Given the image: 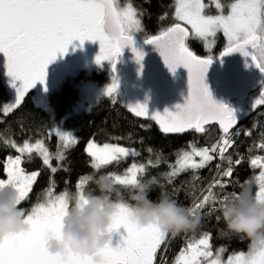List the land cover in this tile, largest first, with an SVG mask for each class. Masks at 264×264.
<instances>
[{
    "label": "snow or ice",
    "instance_id": "1",
    "mask_svg": "<svg viewBox=\"0 0 264 264\" xmlns=\"http://www.w3.org/2000/svg\"><path fill=\"white\" fill-rule=\"evenodd\" d=\"M144 2L150 3V0ZM172 6L175 22L162 27L158 34L145 35V42L155 45L173 74L181 65L188 70L189 92L185 102L176 105L175 111L165 109L163 113L149 112L148 105L139 102L129 104L127 109L136 117L155 121L165 134L189 131L205 134L207 125L217 123L221 135L211 145L202 147L197 146L196 141L188 142L190 150L180 151L174 164L164 161L160 153H155L153 159L154 150L147 146L145 151L149 156L145 162H133L122 174L112 171L106 175L115 182L112 196L116 199V192H121L117 186L130 189L143 180L141 177L147 176L151 168L167 163L166 172L151 176L157 179V187L161 189L159 199L172 198L184 190L190 201L185 207L191 214L199 212L206 220L214 219L219 224L223 221L221 205L236 196V192H227L226 188L235 183L232 178L237 166L247 162L251 168L261 169L255 176L258 191L254 197L264 201V156L247 158L239 152V137H251L253 129L238 126L236 111L213 98L205 81L215 56L198 55L188 41L190 37L203 41L205 50L211 53L215 41L210 38L222 33L226 46L219 54L221 57L239 52L245 58H250L264 73V0H230L226 4L215 0L218 12L214 15L206 14L208 5L205 0H174ZM145 15L150 14L142 6L135 7L131 2L121 6V0H0V53L7 58L8 74L22 81L15 102L0 106V117L6 118L18 109L38 81L44 83L46 88L48 65L58 54L66 53L75 40H79L81 46L86 40H98L100 52L96 62L102 64L105 60L111 61L113 72L125 47L131 46L137 61L142 62L145 53L135 47L134 34L144 32L142 19ZM167 15L165 12L159 19L162 21ZM119 86V79L114 75L104 91L113 105L117 104ZM259 106H264V89L254 100L251 114ZM259 115L264 116V113ZM0 122L3 120L0 119ZM20 127L23 129V125ZM140 128L145 130L150 125H140ZM261 135L264 136V131ZM47 136L49 139L55 136L61 142L55 152L46 146L44 138L32 142L28 137L18 143L14 136L0 135V150L12 149L17 153L6 156L0 169V174H6V178H0V188L13 186L19 193L17 202L20 207L31 198L42 168L49 170L47 186L36 194L42 198L37 199L30 208L21 207L30 229L12 232L0 239V264H169L167 252L181 232H165L155 223L137 224L132 219L130 204L125 203L118 205L119 210L110 226V231L114 233H118L121 226L126 230L127 234L121 236L120 242L114 245L112 241L94 254H81L69 249L63 254L54 255L47 250L48 234L60 238L62 218L74 202L67 187L69 179H65V189L56 193L55 174L61 170L70 174L71 164L65 163L68 152L80 142L74 132L65 131L58 124L48 128ZM110 139L131 141L133 134ZM139 142L143 143L144 138L140 137ZM255 147L264 150V142L255 144ZM229 150H233L232 154H229ZM252 150V146H249L247 152L251 153ZM84 151L90 158V167L95 170L93 174L81 175L75 185V195L84 203H87L86 196L93 192L91 189L86 191V188L90 184L96 185L97 174L102 169L141 154L137 149L120 143H98L94 136L87 141ZM34 158L41 159V169L28 171L22 166L31 163ZM54 159L57 161L55 166ZM214 160L219 163L207 184L201 186L199 182L203 178L198 173ZM186 171H191L192 176L188 181H182L181 185H176L175 180ZM250 185L251 180H246L239 186L244 189L250 188ZM169 186L172 188L171 194L167 191ZM189 188L190 191L187 190ZM215 189L220 191L217 193ZM184 232L187 236V231ZM232 235L227 228L217 229V238L230 239ZM192 236L185 240L172 264H264V249L234 250L225 259L223 254L228 252L229 245L214 248L211 231H202L198 237L193 232ZM237 238L241 241L245 239L241 235Z\"/></svg>",
    "mask_w": 264,
    "mask_h": 264
},
{
    "label": "trees",
    "instance_id": "2",
    "mask_svg": "<svg viewBox=\"0 0 264 264\" xmlns=\"http://www.w3.org/2000/svg\"><path fill=\"white\" fill-rule=\"evenodd\" d=\"M128 1L133 3L135 7L142 6L150 14L145 15L142 19L145 30L142 32L144 36L140 39L145 38V35L158 34L162 27L170 26L175 22L173 6L170 7V5H173L174 0H150V3H145L144 0ZM213 10L215 9L213 8ZM165 12L168 14L167 18L161 21L159 18ZM223 39L224 37L221 33L216 37L217 43L214 49V54L218 55L216 58H218L220 52L223 51ZM188 43L197 54L203 56L206 55L204 44L201 40L190 37ZM87 80L106 83L109 80V72L103 67H95L94 65H91L88 68L75 73L65 79L61 85L50 94L46 107L38 105L33 90H30L18 109L14 110L13 113L9 114L6 118L0 117V119L3 120V122H0V135L14 136V139L18 143L23 142V140L28 137L34 141L39 138H44L46 146L52 152L57 150V146L61 142L55 136H52L50 139L48 138V128L52 127L54 124H58L63 125L67 129L75 130V135L79 137L80 142L68 152V161L65 163L67 164L70 162L71 164L70 174L62 170L55 174L57 194L65 189L66 178L70 180V183L67 185L70 193L75 195V185L78 178L83 174H93L94 170L89 164L90 158L84 151L87 140L93 138V136L99 142L120 143L122 145L133 147L141 153L139 157L128 158L117 165L115 167L117 171L115 170V172H118L124 170L132 162H145L149 156V153L145 151L147 146H151L154 150L153 159L155 153H160L164 161L174 164L179 152L188 146V142L195 141L194 137L197 138V146L202 147L205 145H211L221 135V130L217 125L206 127L207 131L205 134H197L191 131L190 133L182 135H165L161 132L159 127L151 121L139 120L129 114L124 105L118 99L117 104L113 105L111 98L107 96L100 98L99 101L87 112L73 114L61 123L64 116L73 108V105L83 88V84ZM9 96V90L6 88L2 77H0V106H3V104L9 99ZM260 113H264V110L261 108L255 113H249L244 119H239L240 122L238 126L253 129L251 137H245L243 135L239 137L238 150L240 153L248 154L247 158H250L251 155L263 154L264 152V150L255 147V144L264 142V136L261 135L262 131H264V116H260ZM254 123L256 124L255 128H253ZM20 125H23V129ZM140 125H150V128L142 130ZM129 133L133 134V140L131 141L128 139H110V137H127ZM140 137L144 138L143 143L139 142ZM249 146H252L253 148L251 153L247 152ZM232 151L233 150H229V154H232ZM9 154L13 156L17 155L15 150L12 149L0 150V169L3 168L6 156ZM167 163H162L159 167L151 168L147 176H142L141 179H147L153 175L166 172L168 170ZM56 164L57 161L54 159L53 165L55 166ZM22 166L28 171L41 169V159L34 158L31 163H25ZM223 166L225 168L227 167L226 164ZM215 168L216 165L211 163L208 167L199 171V176L203 178L199 182L201 186L207 184ZM105 170L106 169L101 170L97 175L103 174ZM255 172H257V169L251 168L247 162L237 166L232 178L235 183L227 187L226 191L237 193L241 190V187L239 186L240 184H243L246 180H251L250 189L254 195L255 192L258 191V184L254 177ZM191 176L192 172L186 171L175 180V184L181 185L182 181H188ZM0 178H6V174H0ZM48 181L49 170L47 168H42V174L38 177L37 182L34 185V190L31 193L33 195L28 201L24 202L21 207L30 208L37 199H41L42 196L37 197L36 194L40 193L41 190L47 186ZM161 182L163 183V180H161ZM86 189H91L93 192L98 193L95 184H90ZM187 190L190 191V188ZM160 191L161 189L159 187H154L149 193L150 198L152 200H159ZM167 191L171 194V186L168 187ZM214 191L218 193L220 189H215ZM123 197L127 199L128 192L123 194ZM113 199H115V197H113ZM172 199L177 200L179 204L184 206H187L190 203L184 190L180 191L177 195L172 196ZM201 217L202 220L199 227L195 230H188L187 236L184 231L181 232L171 243L169 251L167 252L169 264L183 246L185 240L193 238V232H195L198 237L202 231H211L213 233L212 243L214 248L219 245L227 244L229 245V251L248 249L249 241L246 238L243 241L239 240L237 234L233 233L230 239L217 238V229L226 228L223 221L217 224L214 219L211 221L206 220L203 217V214Z\"/></svg>",
    "mask_w": 264,
    "mask_h": 264
},
{
    "label": "clouds",
    "instance_id": "3",
    "mask_svg": "<svg viewBox=\"0 0 264 264\" xmlns=\"http://www.w3.org/2000/svg\"><path fill=\"white\" fill-rule=\"evenodd\" d=\"M157 184L155 177L143 179L129 189L127 199L119 191L113 199L116 187L113 178L106 174L98 175V193L88 194L87 203L72 195L74 202L62 218L60 238L49 233L45 245L47 250L54 255L69 249L81 254H94L113 241L115 233L110 231V226L121 203L130 204L132 219L140 225L155 223L163 231L173 234L199 227L202 220L199 212L191 214L188 208L170 197L150 198L149 193ZM18 197L19 193L13 186L0 188V239L12 232L28 231L31 227L25 222ZM220 215L228 231L249 241V250L264 249V201H258L250 188L241 189L235 197L222 204Z\"/></svg>",
    "mask_w": 264,
    "mask_h": 264
},
{
    "label": "water",
    "instance_id": "4",
    "mask_svg": "<svg viewBox=\"0 0 264 264\" xmlns=\"http://www.w3.org/2000/svg\"><path fill=\"white\" fill-rule=\"evenodd\" d=\"M134 39L135 47L145 53L143 61L138 62L132 47L128 46L118 57L115 72L111 63V72L118 77L125 93L126 106L139 102L146 103L149 112L163 113L165 109L175 111L176 105L183 104L189 92L188 70L181 65L173 74L155 45L146 43V38L134 36ZM205 82L209 85L213 98L233 108L239 120L240 114L231 103L236 101L242 104L247 100L248 94L264 87V73L250 58L235 52L215 58L207 71ZM138 118L151 121L159 127L150 118ZM213 125L219 127L217 123L206 127ZM170 134L173 133L165 135Z\"/></svg>",
    "mask_w": 264,
    "mask_h": 264
},
{
    "label": "rangeland",
    "instance_id": "5",
    "mask_svg": "<svg viewBox=\"0 0 264 264\" xmlns=\"http://www.w3.org/2000/svg\"><path fill=\"white\" fill-rule=\"evenodd\" d=\"M230 0H221V3H228ZM129 1L127 0H121V6H126ZM205 3L208 5L206 8V14H217L218 10L215 8V0H205ZM174 5V1H173ZM213 8L215 10H213ZM227 7L225 8V12H227ZM173 12H174V6H173ZM218 33L217 35H219ZM222 34V33H221ZM223 35V34H222ZM134 36L138 38H142L144 34L141 33H135ZM214 39V44L212 45V51L211 53L206 52V55L212 54L215 56V58L218 56L214 54V49L216 47V37L210 38ZM203 42V41H202ZM204 44V42H203ZM72 46V45H71ZM226 46V39H223L222 48ZM205 49V47H204ZM193 50V49H192ZM70 54L63 57L61 60H54L51 62L47 67V78H46V88L45 84L42 82H37L36 85L30 89L34 92V97L36 102L43 106H47V101H49L50 94L55 91L61 83L67 79L68 77L74 75L75 73L88 68L91 65H94L95 67H103L106 69L107 72H109V80L105 83H98L95 81L87 80L83 84V88L81 89L79 93L78 99L75 101L73 108L65 115L63 118V121L70 117L73 114L87 112L93 105L97 103V101L102 97L106 96L104 94V91H101L103 87H107L112 82L113 74L111 72V61L105 60L102 62V64H97L96 57L100 52V43L99 41H92V40H86L83 42V45L81 46V42L79 40L73 41V46L70 47ZM199 55V54H198ZM203 56V55H202ZM205 56V55H204ZM6 56L3 53H0V75L3 79V82L6 86V88L9 90V99L3 104H10L14 103L16 96H17V89L21 85L22 81L15 80L14 77L8 74L7 66H6ZM264 87L257 90V92L251 93V97L248 99V101H245V104L240 108H238V103L236 101H233L231 103L232 106L236 107L240 114V118L244 119L246 115L251 113L252 104L258 94L261 93V90ZM29 90V91H30ZM101 91V92H100ZM122 91L121 86H119L117 97H121ZM123 96V95H122ZM61 128H63L65 131H72L75 134L74 129H67L63 125H59ZM35 142V141H33ZM264 156V152L262 154ZM259 169V168H258ZM261 170V169H259ZM33 194H31L32 196ZM24 203L21 205L23 206ZM126 230L121 226V229L118 233L114 234V238L121 239L122 235H126ZM223 257L226 259L227 256L223 254ZM172 264V263H170Z\"/></svg>",
    "mask_w": 264,
    "mask_h": 264
},
{
    "label": "bare ground",
    "instance_id": "6",
    "mask_svg": "<svg viewBox=\"0 0 264 264\" xmlns=\"http://www.w3.org/2000/svg\"><path fill=\"white\" fill-rule=\"evenodd\" d=\"M0 77H1V75H0ZM103 84V83H102ZM106 84V83H105ZM105 90V87H103L102 89H101V91H104ZM100 91V92H101ZM121 91H122V94H121V97H117V99L124 105V107L126 108V110L129 112V114H131L133 117H135V118H137V119H139V120H143V121H148V120H144V119H140V118H138V117H136V116H134L128 109H127V106H126V101H125V93H124V91H123V89H122V87H121ZM257 92V91H256ZM255 92V93H256ZM123 95V96H122ZM260 94H258L257 96H256V98L259 96ZM102 97H104V96H102ZM101 97V98H102ZM251 97V93L250 94H248V98H247V101H248V99ZM255 98V99H256ZM99 101V100H98ZM97 101V102H98ZM246 101V102H247ZM40 104V103H39ZM38 104V105H39ZM245 104V102L244 103H242V104H240V103H238V108L240 107H242L243 105ZM42 105V104H41ZM41 105H39V106H41ZM41 107H43V106H41ZM259 108H261L262 110H264V106H259L257 109H256V111L259 109ZM255 111V112H256ZM255 112H253V113H255ZM251 114V113H250ZM65 117V116H64ZM66 120V119H65ZM64 120V121H65ZM63 121V119H62V122L61 123H63L64 122ZM191 131H189V132H186V133H190ZM185 134V133H184ZM170 135H182V134H170ZM194 137V136H193ZM89 140V139H88ZM87 140V141H88ZM194 140L197 142V138L196 137H194ZM32 142L34 141V140H31ZM97 141V140H96ZM98 143H101V144H103L104 142H99V141H97ZM87 143V142H86ZM122 145V144H121ZM124 146H126V145H124ZM85 147H86V144H85ZM129 147V146H128ZM131 148H133V147H131ZM182 150H190V148H189V146H187V147H185L184 149H182ZM244 154V153H243ZM246 155V157L248 156V154H245ZM258 154H255V155H251L250 156V158H252V157H254V156H257ZM260 156H262V154H259ZM129 158H131V157H129ZM133 163V162H132ZM132 163H130L127 167H129ZM217 163H219V161L218 160H214L213 162H212V164H215V165H217ZM117 165L116 164H113V165H110V166H108V167H106V168H104V169H106L105 170V172L103 173V174H106L107 172H112L113 170L115 171L116 169H115V167H116ZM126 167V168H127ZM255 169H257V172H255L254 173V177L255 176H257L258 174H259V169L258 168H255ZM94 170V169H93ZM103 170V169H102ZM95 171V170H94ZM117 171V170H116ZM122 172H123V170L122 171H118L117 173H121L122 174ZM94 173V172H93ZM119 189H121V191H122V193L123 194H125V193H127L128 191H129V189H127V188H124L123 186H117ZM87 190V189H86ZM185 243V242H184ZM183 243V244H184ZM248 250V249H247ZM247 250H244V251H247ZM233 251H229L228 250V252H226L224 255L225 256H228L229 254H231ZM171 263H172V261H171Z\"/></svg>",
    "mask_w": 264,
    "mask_h": 264
},
{
    "label": "flooded vegetation",
    "instance_id": "7",
    "mask_svg": "<svg viewBox=\"0 0 264 264\" xmlns=\"http://www.w3.org/2000/svg\"><path fill=\"white\" fill-rule=\"evenodd\" d=\"M72 46H73V43L71 44ZM71 45H69V48H68V51L66 52V53H63V54H58L57 55V58L55 59L56 61L57 60H61V59H63V57L65 58V56H67V55H69L71 52H70V47H72ZM61 58V59H60ZM118 242H120V239H118V238H114L113 239V243H114V245L116 244V243H118Z\"/></svg>",
    "mask_w": 264,
    "mask_h": 264
}]
</instances>
